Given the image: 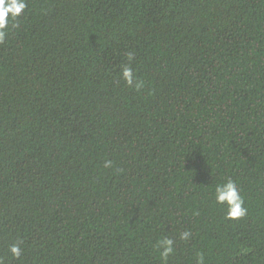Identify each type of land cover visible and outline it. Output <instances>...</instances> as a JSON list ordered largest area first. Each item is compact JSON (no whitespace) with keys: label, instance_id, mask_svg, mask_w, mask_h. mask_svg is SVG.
Masks as SVG:
<instances>
[{"label":"trees","instance_id":"obj_1","mask_svg":"<svg viewBox=\"0 0 264 264\" xmlns=\"http://www.w3.org/2000/svg\"><path fill=\"white\" fill-rule=\"evenodd\" d=\"M26 3L0 43L5 264H264V0Z\"/></svg>","mask_w":264,"mask_h":264},{"label":"clouds","instance_id":"obj_2","mask_svg":"<svg viewBox=\"0 0 264 264\" xmlns=\"http://www.w3.org/2000/svg\"><path fill=\"white\" fill-rule=\"evenodd\" d=\"M26 8V0H0V43H3L7 37L10 21H14L20 17ZM133 58V53H128L129 61ZM122 78L128 86H134L137 90H140L144 86V82L134 76L133 70L129 66L123 68ZM104 166L106 168L111 167L112 161H105ZM214 197L217 204L227 206L226 218L240 219L247 215L248 209L245 206V201L235 180L228 178L222 183H217L214 189ZM191 235L192 233L190 231L185 230L180 233V239L188 241ZM175 243L176 241L173 238L164 236L156 241L155 248L159 250L160 256L166 261L174 253ZM9 251L17 259L22 254L19 243L12 244L9 247ZM197 256V264H205L203 254H197ZM0 264H5L4 257H0Z\"/></svg>","mask_w":264,"mask_h":264}]
</instances>
